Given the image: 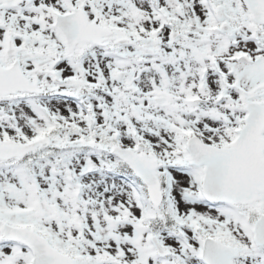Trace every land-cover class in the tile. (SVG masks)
Instances as JSON below:
<instances>
[{
	"label": "snow or ice",
	"instance_id": "obj_1",
	"mask_svg": "<svg viewBox=\"0 0 264 264\" xmlns=\"http://www.w3.org/2000/svg\"><path fill=\"white\" fill-rule=\"evenodd\" d=\"M0 264H264V0H0Z\"/></svg>",
	"mask_w": 264,
	"mask_h": 264
}]
</instances>
